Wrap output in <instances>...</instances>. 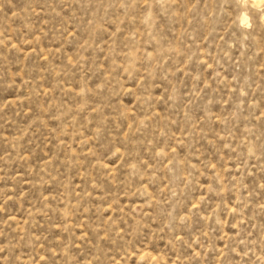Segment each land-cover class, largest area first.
Masks as SVG:
<instances>
[{
    "label": "rangeland",
    "instance_id": "obj_1",
    "mask_svg": "<svg viewBox=\"0 0 264 264\" xmlns=\"http://www.w3.org/2000/svg\"><path fill=\"white\" fill-rule=\"evenodd\" d=\"M264 0H0V264H264Z\"/></svg>",
    "mask_w": 264,
    "mask_h": 264
},
{
    "label": "bare ground",
    "instance_id": "obj_2",
    "mask_svg": "<svg viewBox=\"0 0 264 264\" xmlns=\"http://www.w3.org/2000/svg\"><path fill=\"white\" fill-rule=\"evenodd\" d=\"M258 1H260V0H258ZM262 17H263V19H264V13H263Z\"/></svg>",
    "mask_w": 264,
    "mask_h": 264
}]
</instances>
